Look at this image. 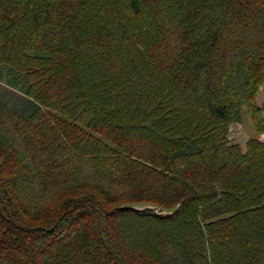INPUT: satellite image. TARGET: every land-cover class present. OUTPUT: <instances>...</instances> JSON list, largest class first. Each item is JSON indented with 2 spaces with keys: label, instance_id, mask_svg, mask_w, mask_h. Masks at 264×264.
I'll use <instances>...</instances> for the list:
<instances>
[{
  "label": "trees",
  "instance_id": "16d2710c",
  "mask_svg": "<svg viewBox=\"0 0 264 264\" xmlns=\"http://www.w3.org/2000/svg\"><path fill=\"white\" fill-rule=\"evenodd\" d=\"M263 83L264 0H0V264H264Z\"/></svg>",
  "mask_w": 264,
  "mask_h": 264
},
{
  "label": "crops",
  "instance_id": "0c3cea01",
  "mask_svg": "<svg viewBox=\"0 0 264 264\" xmlns=\"http://www.w3.org/2000/svg\"><path fill=\"white\" fill-rule=\"evenodd\" d=\"M259 91L255 96V105L261 110V115L264 118V93ZM229 138L234 143H237L243 150L245 144L249 139H257L261 142H264V132L258 133L251 120L250 113L247 109L242 110L241 121L239 123L233 124L230 127Z\"/></svg>",
  "mask_w": 264,
  "mask_h": 264
},
{
  "label": "rangeland",
  "instance_id": "374dc122",
  "mask_svg": "<svg viewBox=\"0 0 264 264\" xmlns=\"http://www.w3.org/2000/svg\"><path fill=\"white\" fill-rule=\"evenodd\" d=\"M261 87V89H260V91L262 92V93H264V83L260 86ZM130 207H132V208H134V209H137V210H143V209H146V208H150L151 206H148V205H129ZM163 213H165V212H163ZM98 252H100V250H98Z\"/></svg>",
  "mask_w": 264,
  "mask_h": 264
}]
</instances>
